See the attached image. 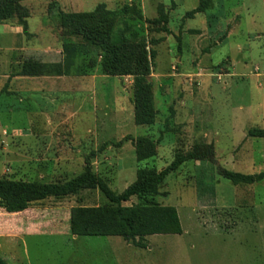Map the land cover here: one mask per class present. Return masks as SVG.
I'll return each instance as SVG.
<instances>
[{
    "label": "rangeland",
    "instance_id": "1",
    "mask_svg": "<svg viewBox=\"0 0 264 264\" xmlns=\"http://www.w3.org/2000/svg\"><path fill=\"white\" fill-rule=\"evenodd\" d=\"M203 1L146 0L143 10L151 24L105 12L83 23L85 31L107 34L109 48L123 47L135 74L149 70L143 81L151 89L141 100L136 87L141 78L105 76L106 49L90 43L88 35L63 29L52 7L49 27L62 50L71 42L81 49L78 65H95L88 76H71L90 90L36 105L43 116L52 115L51 122L0 114V179L64 184L89 169L122 194L140 170L161 172L179 155L210 147L216 164H184L153 199L177 209L183 234L147 238L145 250L124 238L76 240L73 208H118L99 190H82L20 214L0 209V256L8 263L264 264V182L235 187L218 173L219 168L264 172V139L248 137L250 130L264 129V0H213V9L189 15ZM157 2L162 5L156 9ZM25 60L16 53L11 62ZM3 65L1 59L0 75ZM144 98L153 117L149 125H138L136 106ZM138 151L155 157L138 163ZM140 204L133 198L122 208L132 211Z\"/></svg>",
    "mask_w": 264,
    "mask_h": 264
},
{
    "label": "trees",
    "instance_id": "2",
    "mask_svg": "<svg viewBox=\"0 0 264 264\" xmlns=\"http://www.w3.org/2000/svg\"><path fill=\"white\" fill-rule=\"evenodd\" d=\"M23 1L4 0L0 4V26L18 24L27 31L26 22L30 18V11L23 6ZM52 7L59 10V14L63 18L61 25L63 29L71 28L72 32H74L73 34L88 35L90 43L99 44L106 49L102 56L101 65L102 73L105 76L123 77L134 75L140 77L141 79L136 84L138 98L141 100L143 96L145 97L149 93L151 88L148 85L145 87L143 81V78L150 74L149 70L147 69L142 74H135L130 70V60L124 55L123 47L115 45L109 48L107 34L100 31L90 33L85 31L83 27L84 22L98 18L104 12L108 17L116 15L135 16L140 21L151 24L152 22L144 17L143 11L139 6H125L119 12L109 11L104 7H100L93 13L78 15L64 14L55 2L49 7L50 13ZM213 8L214 1L205 0L189 15L205 14ZM20 12L24 13L21 19L18 16ZM80 54L81 49L77 45L67 42L63 48L64 58L61 62L45 63L37 60V57H26L27 61L13 65L12 75L13 77L28 78L88 76L94 70L95 65H78ZM136 113L138 125L150 124L153 115L148 99L146 101V98H144V103H141V106L138 102ZM248 137L264 139V129L250 130ZM154 157V152H150L148 155L137 152L138 163ZM191 161H207L216 164L212 149L208 146H199L195 151L187 155H179L169 167L161 172L155 169L140 170L136 182L122 194L113 192L103 179L93 174L89 169L84 174L64 184H41L0 179V209H3L7 214L15 215L23 213L33 204L49 198H66L76 196L82 190H99L111 204L118 206V208H73L70 216L71 235L78 238H124L134 243L136 242L140 249L145 250L148 248L147 243H145L147 238L154 236H181L183 234L177 209L162 206L155 203L153 199L159 195L160 188L164 185L166 179L176 173L184 164ZM218 173L220 177L235 187L254 186L264 182V172L255 175H244L219 168ZM133 198L139 199L142 203L137 209L129 211L122 208L123 204L129 203ZM0 264L8 263L0 256Z\"/></svg>",
    "mask_w": 264,
    "mask_h": 264
},
{
    "label": "crops",
    "instance_id": "3",
    "mask_svg": "<svg viewBox=\"0 0 264 264\" xmlns=\"http://www.w3.org/2000/svg\"><path fill=\"white\" fill-rule=\"evenodd\" d=\"M53 2L57 3L60 10L67 15L89 14L100 7L109 11H117L125 6L137 5L142 8L146 18L143 10L146 0H24L23 6L30 11V18L26 22L27 31L18 24L0 26V60L2 59L4 64L0 75V114L14 119L16 116H21V120L28 123L42 118L46 122H51L52 115L44 114L43 116L42 111L38 110L36 105H41L44 100L50 101L53 105L52 100L73 99L76 90L82 92L86 89L90 90L86 84L72 81L73 77L11 76L14 63L11 61L16 53H22L27 58L46 56L57 59L63 56L59 39L49 27L51 17L49 7ZM160 5L162 4L157 2L156 9ZM174 6L176 8L175 3L172 8ZM165 7L171 9L169 6ZM37 19L40 22L39 27H35ZM27 105L31 108L27 109ZM74 238L78 240V237Z\"/></svg>",
    "mask_w": 264,
    "mask_h": 264
},
{
    "label": "water",
    "instance_id": "4",
    "mask_svg": "<svg viewBox=\"0 0 264 264\" xmlns=\"http://www.w3.org/2000/svg\"><path fill=\"white\" fill-rule=\"evenodd\" d=\"M4 0H0V4L3 2Z\"/></svg>",
    "mask_w": 264,
    "mask_h": 264
}]
</instances>
